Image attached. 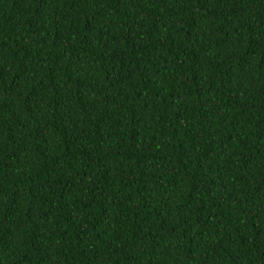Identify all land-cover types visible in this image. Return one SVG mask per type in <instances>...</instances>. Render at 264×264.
Returning a JSON list of instances; mask_svg holds the SVG:
<instances>
[{
    "label": "trees",
    "instance_id": "16d2710c",
    "mask_svg": "<svg viewBox=\"0 0 264 264\" xmlns=\"http://www.w3.org/2000/svg\"><path fill=\"white\" fill-rule=\"evenodd\" d=\"M0 264H264V0H0Z\"/></svg>",
    "mask_w": 264,
    "mask_h": 264
}]
</instances>
